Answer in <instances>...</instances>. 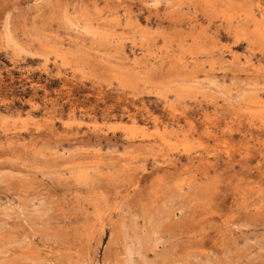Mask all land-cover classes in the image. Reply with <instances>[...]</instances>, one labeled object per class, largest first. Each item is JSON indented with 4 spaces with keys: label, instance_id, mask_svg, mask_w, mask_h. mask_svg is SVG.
Segmentation results:
<instances>
[{
    "label": "rangeland",
    "instance_id": "obj_1",
    "mask_svg": "<svg viewBox=\"0 0 264 264\" xmlns=\"http://www.w3.org/2000/svg\"><path fill=\"white\" fill-rule=\"evenodd\" d=\"M219 1L0 0V264H264V0Z\"/></svg>",
    "mask_w": 264,
    "mask_h": 264
},
{
    "label": "bare ground",
    "instance_id": "obj_2",
    "mask_svg": "<svg viewBox=\"0 0 264 264\" xmlns=\"http://www.w3.org/2000/svg\"><path fill=\"white\" fill-rule=\"evenodd\" d=\"M190 1H191V0H190ZM192 1H193V0H192ZM220 1H222V0H220ZM220 1H219V2H220ZM223 1H224V0H223ZM214 5H215V4H214Z\"/></svg>",
    "mask_w": 264,
    "mask_h": 264
}]
</instances>
